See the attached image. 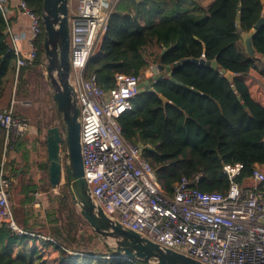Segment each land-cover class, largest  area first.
Here are the masks:
<instances>
[{
	"label": "trees",
	"instance_id": "obj_1",
	"mask_svg": "<svg viewBox=\"0 0 264 264\" xmlns=\"http://www.w3.org/2000/svg\"><path fill=\"white\" fill-rule=\"evenodd\" d=\"M23 1L41 15L42 0ZM261 17L263 21L251 38L255 49L251 56L239 29L252 31ZM8 25L9 18L0 5V112L12 97L27 94L30 77H42L44 60L41 21L35 60L15 72ZM147 47L154 48L152 54L147 53ZM191 59L215 60L218 68L199 66ZM152 63L169 66L170 75L164 72L152 91L138 93L132 99V110L122 114L118 122L123 137L141 145L162 192L171 196L182 176L193 179L197 174H201L199 190L224 192L229 187L222 172L225 164L242 165L237 182L250 177L254 165L264 163V105L254 100L242 76L254 72L264 79V0H213L208 8L195 0H118L106 31L88 58L85 76L94 74L97 84L108 90L114 85L116 73L137 75L143 80ZM222 70L230 71L233 80L223 77ZM159 95L169 102L164 104ZM19 138L13 149L22 153L20 166L25 167L27 159L21 151L24 139L15 147ZM39 149L44 155H39L37 168L48 177L46 138L40 141ZM5 151L1 133L0 166ZM18 170L16 167L6 176L10 178L11 173L20 183L23 172ZM30 182L21 183V193L32 204L29 193L38 185ZM258 189L264 190L263 184ZM68 196L65 181L55 211L58 216L64 210L63 219L48 215V225L34 226L19 220L22 233L0 225V264H64L78 258L84 263L96 259L98 264H148L117 256L106 244L98 253L89 249L87 239L78 235L82 217Z\"/></svg>",
	"mask_w": 264,
	"mask_h": 264
},
{
	"label": "built area",
	"instance_id": "obj_2",
	"mask_svg": "<svg viewBox=\"0 0 264 264\" xmlns=\"http://www.w3.org/2000/svg\"><path fill=\"white\" fill-rule=\"evenodd\" d=\"M118 0H68L70 83L79 106L80 143L84 177L95 204L125 228L180 251L206 264H264V163L255 164L250 177L237 182L242 165H223L229 181L224 192L198 189L201 174L182 176L166 196L142 147L122 135L119 117L132 110L140 93L137 75L116 73L114 85L102 89L85 67ZM19 11L29 19L27 50L9 38L15 72L37 55L41 15L23 0ZM8 33V28H7ZM203 56V55H202ZM15 102L0 112L4 151L31 131L26 116L15 114ZM11 180L0 166V225L22 233L11 203Z\"/></svg>",
	"mask_w": 264,
	"mask_h": 264
},
{
	"label": "water",
	"instance_id": "obj_3",
	"mask_svg": "<svg viewBox=\"0 0 264 264\" xmlns=\"http://www.w3.org/2000/svg\"><path fill=\"white\" fill-rule=\"evenodd\" d=\"M68 9V0H42L41 21L44 29L42 49L46 60L45 78L51 82L52 101L63 126V131L58 126H51L46 130L48 181L50 185L52 187L58 185L62 175H64L71 202L78 207L80 216L87 222L91 230L115 255L148 264H206L180 251L152 241L136 231L125 228L119 222L110 219L101 207L92 200L90 188L83 173L79 106L69 80ZM239 20L238 14L236 21L239 22ZM262 21L263 17L255 23L254 29L250 32H242L239 29L246 52L251 56L255 53L251 38ZM189 60L186 59V61ZM182 61L184 59L174 63L172 67L179 65ZM191 61L199 66L218 68L215 60L191 59ZM151 70L153 76L142 80L138 85L139 88L152 91L155 82L163 77L164 72L168 75L171 73L169 66L160 63L154 65ZM221 73L229 81L234 78L230 71L222 70ZM172 79L169 77V80ZM231 87L234 89V85ZM193 91L197 92L196 89ZM159 97L164 104L169 102L162 95ZM61 144H64V163L61 162L60 157Z\"/></svg>",
	"mask_w": 264,
	"mask_h": 264
},
{
	"label": "rangeland",
	"instance_id": "obj_4",
	"mask_svg": "<svg viewBox=\"0 0 264 264\" xmlns=\"http://www.w3.org/2000/svg\"><path fill=\"white\" fill-rule=\"evenodd\" d=\"M146 50L149 52L154 50V48L147 47ZM42 65L43 66L40 68L42 77L40 79L30 77L27 94L19 95L22 99L21 107L24 109L22 115L26 116L31 124V131L24 138L23 148L21 150L24 155H26V166H20V162H22V153L16 155L13 147H7L5 155L2 157V161H4L3 166L6 172L11 171L16 167H19V173L23 172L20 183L18 179H15L12 174L9 173L10 179L12 180L10 200L17 224L19 220H23L28 224L33 223L32 226L37 223H44L45 225H48L45 221V217L48 215H50L52 219L53 217H60L61 219L66 217V212L64 210L58 214L59 217L55 214L58 202L62 195L63 184L65 182L64 175H62L60 183L52 187L48 184L47 173L44 170L37 168V161L40 158L39 155H44V150L39 149V143L46 138V130L51 126H58L59 129L63 131L60 116L56 114L52 101L53 89L45 78V58ZM242 78H244V76H242ZM244 79L248 80V78ZM1 133H3L2 130H0V134ZM63 146L64 144H61L60 157L62 163H64ZM11 156L16 157L15 159H17L18 162L13 160L11 163H8ZM30 179L38 185L37 189L32 194L29 193V195H32L33 197L32 204L28 203L24 194L21 193V190L24 188V185L21 186V183L27 184ZM33 182H30V184ZM67 200L71 201L70 196H68ZM73 208L78 211V207L76 205H74ZM82 220L83 221L80 224L81 231H79L78 235L81 234L83 238L87 239L89 249H94L97 253L100 252L105 243L91 230L87 222H85L84 219ZM50 225L53 226L54 223ZM64 264H98V260L93 259L88 263H84L82 258L69 259Z\"/></svg>",
	"mask_w": 264,
	"mask_h": 264
},
{
	"label": "crops",
	"instance_id": "obj_5",
	"mask_svg": "<svg viewBox=\"0 0 264 264\" xmlns=\"http://www.w3.org/2000/svg\"><path fill=\"white\" fill-rule=\"evenodd\" d=\"M18 1L19 0H0V5H3L6 16L9 18L8 38H11V37L16 38L15 45L21 51L24 52L28 48L27 47V39L30 35L29 19L19 11ZM195 1H198L202 7L208 8L213 0H195ZM152 52H153V50L149 51L147 53L152 54ZM156 64L157 63H152L151 66H149V68L144 73V77H145L144 79L153 76V74L151 72L152 71L151 68ZM244 78H248V80L244 79ZM244 78H243L244 81L247 83V85L249 87L251 96L254 98V100H256L260 104L264 105V79L254 72H250L249 74L244 75ZM15 82H16V80H15ZM143 90H144L143 88H140V92ZM11 100H14V102H15V105H14L15 106V114L16 115H22V112H24V109L21 107V103H22L21 97H19V96H17L16 98L12 97ZM24 136H21L19 138V140L17 141L18 144H19L20 140H23L25 138ZM18 144L16 143L15 147ZM14 153L16 155L20 154V152H18L17 150H14ZM10 158L11 159L8 161V163L10 161L12 162L13 160L18 162V160L15 159L16 157L11 156ZM3 162L4 161H2V163ZM6 167H7V165H6ZM7 169H9V168H7ZM4 171H5V175H6L7 172L5 169H4ZM11 184H12V180H11ZM12 208H13V206H12ZM14 217H15V215H14Z\"/></svg>",
	"mask_w": 264,
	"mask_h": 264
},
{
	"label": "flooded vegetation",
	"instance_id": "obj_6",
	"mask_svg": "<svg viewBox=\"0 0 264 264\" xmlns=\"http://www.w3.org/2000/svg\"><path fill=\"white\" fill-rule=\"evenodd\" d=\"M47 81H48L49 85L51 86V82H50V80H49V79H47Z\"/></svg>",
	"mask_w": 264,
	"mask_h": 264
}]
</instances>
